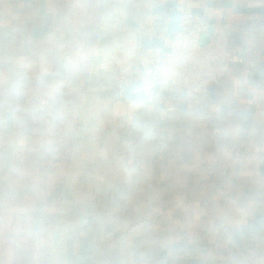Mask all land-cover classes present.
Here are the masks:
<instances>
[{
  "label": "crops",
  "instance_id": "1",
  "mask_svg": "<svg viewBox=\"0 0 264 264\" xmlns=\"http://www.w3.org/2000/svg\"><path fill=\"white\" fill-rule=\"evenodd\" d=\"M155 2L0 0V264H264V0H187L242 51L173 111L98 67Z\"/></svg>",
  "mask_w": 264,
  "mask_h": 264
},
{
  "label": "built area",
  "instance_id": "2",
  "mask_svg": "<svg viewBox=\"0 0 264 264\" xmlns=\"http://www.w3.org/2000/svg\"><path fill=\"white\" fill-rule=\"evenodd\" d=\"M166 3H174L166 8ZM153 21L139 32L146 38L163 40L162 45H137L131 48H107L100 56L102 72L115 74L120 88L131 89L140 81L145 100L173 111L171 93H201L217 85L231 71L230 58L240 54L241 46L230 42L221 16H217L214 31L203 43L208 32L207 15L199 14L187 0H156ZM179 13V29L169 36L168 26L173 12ZM158 156H164L160 147Z\"/></svg>",
  "mask_w": 264,
  "mask_h": 264
},
{
  "label": "water",
  "instance_id": "3",
  "mask_svg": "<svg viewBox=\"0 0 264 264\" xmlns=\"http://www.w3.org/2000/svg\"><path fill=\"white\" fill-rule=\"evenodd\" d=\"M174 3H168L167 7H171ZM195 12L199 14H204V11L202 9H196ZM207 21H208V32L203 36L202 41L205 43L209 35L213 33L214 31V25L217 22V18L213 14L207 15ZM179 29V13L173 12L171 21L168 26V35L172 36L174 31H177ZM142 86V83L140 81H134L131 84V88H139Z\"/></svg>",
  "mask_w": 264,
  "mask_h": 264
},
{
  "label": "rangeland",
  "instance_id": "4",
  "mask_svg": "<svg viewBox=\"0 0 264 264\" xmlns=\"http://www.w3.org/2000/svg\"><path fill=\"white\" fill-rule=\"evenodd\" d=\"M203 42V41H202ZM204 43V42H203Z\"/></svg>",
  "mask_w": 264,
  "mask_h": 264
}]
</instances>
